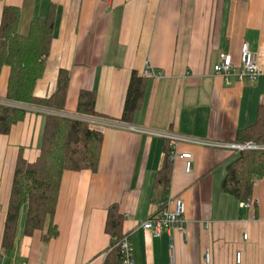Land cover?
<instances>
[{"label":"crops","instance_id":"0c3cea01","mask_svg":"<svg viewBox=\"0 0 264 264\" xmlns=\"http://www.w3.org/2000/svg\"><path fill=\"white\" fill-rule=\"evenodd\" d=\"M54 5L49 56L34 94L50 95L61 68L70 72L63 113L78 115L80 90L95 94L92 117L120 126L97 127L102 142L96 168L65 170L51 221L57 234L44 240L46 225L24 232L21 208L14 244H2L15 163L40 153L44 109L31 108L24 118L0 133V264H104L112 243L106 224L116 206L120 233L133 244L134 264H264V176L242 201L222 189L227 164L237 150L179 142L186 159L170 160L167 187L156 182L168 140L148 131H163L220 143H237L238 129L255 122L264 104V0H0L19 8L18 31ZM247 41L261 63L253 81L226 84L214 71L221 52L239 66L240 46ZM151 65L160 77L143 76ZM133 72L144 78L138 108L121 119ZM9 67L0 72V100L6 95ZM88 116V115H87ZM128 126L134 127L130 129ZM141 129V130H139ZM168 154V155H169ZM185 204L186 235L177 228L153 236L143 221L174 197ZM244 233L247 238H244ZM169 234L172 235V247ZM241 253L236 262V252Z\"/></svg>","mask_w":264,"mask_h":264},{"label":"trees","instance_id":"16d2710c","mask_svg":"<svg viewBox=\"0 0 264 264\" xmlns=\"http://www.w3.org/2000/svg\"><path fill=\"white\" fill-rule=\"evenodd\" d=\"M19 8L4 5L0 20V72L9 67L4 101L0 102V133L9 132L12 125L21 121L31 108L44 109L45 121L40 153L33 162L20 154L15 163L10 196L3 231V246L14 244L15 231L21 208L26 206L24 232L31 234L46 225L44 240L57 234L51 221L55 212L60 182L65 170L96 168L102 142L101 132L90 129L88 123L69 117L65 107L70 72L59 70L53 92L45 97L34 94L37 80L42 76L49 56L54 28V5L43 17L32 20L28 31H18ZM144 90V78L133 72L128 85L121 119L128 122L138 108ZM95 94L82 89L78 95V115H96ZM235 142H253L264 145V104L257 109L253 124L238 129ZM169 144V142H168ZM169 146L165 147L162 166L156 182L165 187L170 182ZM264 176V148L237 150V156L226 166L222 181L224 192L240 201L251 198L253 183ZM116 206L109 209L107 230L112 243L104 264H122L119 248L114 244L124 235L120 232L121 217Z\"/></svg>","mask_w":264,"mask_h":264},{"label":"built area","instance_id":"2783aa9c","mask_svg":"<svg viewBox=\"0 0 264 264\" xmlns=\"http://www.w3.org/2000/svg\"><path fill=\"white\" fill-rule=\"evenodd\" d=\"M219 62L214 64V71L216 74L221 75L226 84L230 83V77L234 75L238 81L248 80L253 82L262 72L261 63L254 51L249 47L247 41H243L240 46L239 63L237 67L233 64L232 56L230 53L221 52L219 54ZM143 76L160 77L162 74L160 71L155 70L151 65H146L142 70ZM8 103L6 101H1ZM63 113V112H62ZM64 114V113H63ZM65 115V114H64ZM74 118L83 119L88 123L90 129L104 126H120L119 123L112 122L108 119L97 118L87 115H74L69 116ZM130 129H134L132 126H128ZM141 130V129H139ZM151 134L158 135L168 140L172 151L169 154V159L174 160L176 157L186 159L185 171L189 172L191 169V162L188 160L191 157L189 152L178 153L176 151L177 143L188 142L196 145L215 146V147H229L236 150L264 148V145H258L253 142L242 143H220L209 139L192 138L179 134L163 132V131H148ZM255 203V200L248 198L242 201V206H250ZM185 204L180 196H176L172 200V207L167 206L166 202H162L160 209L157 213L150 216L143 221V227L148 229L153 236H158L163 231H169L171 228H177L179 231L186 235V228L184 226L185 218ZM244 238H247V234L244 233ZM170 245L172 247L173 239L169 234ZM119 248L121 254L122 264H134L133 260V244L128 234H124L115 244ZM241 253L238 251L235 254L236 262H240ZM203 260L205 264L211 263V250L206 248L203 252ZM26 264V263H21Z\"/></svg>","mask_w":264,"mask_h":264}]
</instances>
